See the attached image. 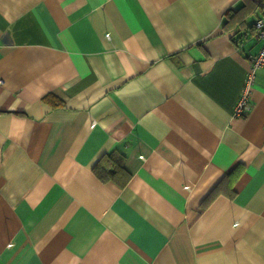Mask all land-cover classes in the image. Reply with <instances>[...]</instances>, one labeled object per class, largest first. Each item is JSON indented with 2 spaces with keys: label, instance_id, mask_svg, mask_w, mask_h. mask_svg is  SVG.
<instances>
[{
  "label": "crops",
  "instance_id": "obj_1",
  "mask_svg": "<svg viewBox=\"0 0 264 264\" xmlns=\"http://www.w3.org/2000/svg\"><path fill=\"white\" fill-rule=\"evenodd\" d=\"M262 15L0 0V264H264Z\"/></svg>",
  "mask_w": 264,
  "mask_h": 264
},
{
  "label": "built area",
  "instance_id": "obj_2",
  "mask_svg": "<svg viewBox=\"0 0 264 264\" xmlns=\"http://www.w3.org/2000/svg\"><path fill=\"white\" fill-rule=\"evenodd\" d=\"M253 27L255 35L261 43L257 53L251 59L250 67L244 79L239 98L234 107V114L236 115L244 114L249 110V97L254 73L257 69L264 68V15L258 17L254 21ZM185 188L188 189L189 187L185 186Z\"/></svg>",
  "mask_w": 264,
  "mask_h": 264
},
{
  "label": "trees",
  "instance_id": "obj_3",
  "mask_svg": "<svg viewBox=\"0 0 264 264\" xmlns=\"http://www.w3.org/2000/svg\"><path fill=\"white\" fill-rule=\"evenodd\" d=\"M122 157V155H116L113 154V152L102 156L93 168L95 174L102 180L108 179L110 177V174H112L114 171L108 169V166L121 168Z\"/></svg>",
  "mask_w": 264,
  "mask_h": 264
}]
</instances>
